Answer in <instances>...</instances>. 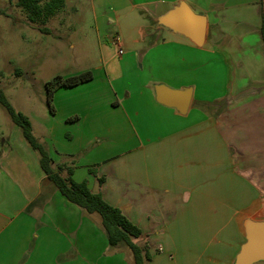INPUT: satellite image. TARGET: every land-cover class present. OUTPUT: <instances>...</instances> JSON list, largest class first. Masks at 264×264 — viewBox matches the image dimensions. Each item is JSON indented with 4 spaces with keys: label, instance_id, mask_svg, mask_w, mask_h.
<instances>
[{
    "label": "crops",
    "instance_id": "crops-1",
    "mask_svg": "<svg viewBox=\"0 0 264 264\" xmlns=\"http://www.w3.org/2000/svg\"><path fill=\"white\" fill-rule=\"evenodd\" d=\"M65 2L57 24L74 16L108 44L92 81L59 89L54 113L26 115L53 167L141 229L149 264H235L245 221H264L262 0ZM181 3L207 20L202 47L159 22ZM119 34L132 39L123 56ZM158 85L191 89L188 112L158 103ZM2 137L0 264H134L98 214L57 190L18 126Z\"/></svg>",
    "mask_w": 264,
    "mask_h": 264
},
{
    "label": "rangeland",
    "instance_id": "rangeland-1",
    "mask_svg": "<svg viewBox=\"0 0 264 264\" xmlns=\"http://www.w3.org/2000/svg\"><path fill=\"white\" fill-rule=\"evenodd\" d=\"M68 1L70 3L76 0ZM16 3L17 0H0V72L4 74V78L0 80V90L4 91L17 112L42 117L41 115L50 113L46 84L59 77L75 76L101 66L103 57L100 45L108 42L99 41L88 25L73 18L74 16L70 20L69 15L64 14L60 15L65 23L59 25L56 23L57 18L51 19L45 27L52 32L45 34L37 27L44 26L32 24ZM119 35L127 52L132 39ZM16 69L23 71L21 77L15 75ZM258 75L260 72L256 73V77ZM253 84L255 83L251 82ZM232 89L230 87L228 91ZM13 125L15 124L6 108L0 104V131L7 134ZM34 128L39 135L45 131L37 119H34ZM2 143L3 137L0 139V144ZM127 252L128 259H132L131 252Z\"/></svg>",
    "mask_w": 264,
    "mask_h": 264
},
{
    "label": "trees",
    "instance_id": "trees-1",
    "mask_svg": "<svg viewBox=\"0 0 264 264\" xmlns=\"http://www.w3.org/2000/svg\"><path fill=\"white\" fill-rule=\"evenodd\" d=\"M17 7L21 8L27 15L28 20L35 25H42L40 30L45 34H51L45 25L54 18L65 7V0H17ZM263 20L261 36L264 42V0ZM15 75L21 77L23 71L16 69ZM4 74L0 72V80ZM94 78L93 72L88 71L75 76L56 78L46 84L47 104L51 113L55 112L54 96L61 88H74L88 83ZM0 104L9 113L12 122L18 126L27 143L41 155V167L48 179L59 190V192L71 203L80 207L89 214H98L101 217L105 229L109 247L111 249L129 250L133 257L134 264H149L152 255L148 243L140 244L142 239L141 229L133 224L123 212L108 204L100 193H94L86 182L77 183L72 179V172L69 169L68 177H63L64 165L53 167L54 160L45 146L35 137L30 118L17 112L9 103L3 90H0ZM75 120V118L70 119ZM101 183H103L101 181Z\"/></svg>",
    "mask_w": 264,
    "mask_h": 264
},
{
    "label": "water",
    "instance_id": "water-1",
    "mask_svg": "<svg viewBox=\"0 0 264 264\" xmlns=\"http://www.w3.org/2000/svg\"><path fill=\"white\" fill-rule=\"evenodd\" d=\"M160 24L190 39L198 47L206 41L207 20L196 14L186 3L160 19ZM157 102L186 114L190 108L192 90H172L164 85L155 87ZM246 242L236 257L235 264H256L264 262V221L248 219L244 223Z\"/></svg>",
    "mask_w": 264,
    "mask_h": 264
},
{
    "label": "built area",
    "instance_id": "built-area-1",
    "mask_svg": "<svg viewBox=\"0 0 264 264\" xmlns=\"http://www.w3.org/2000/svg\"><path fill=\"white\" fill-rule=\"evenodd\" d=\"M113 45L117 49V53L119 56H123L125 54L124 48L122 47V44H121V41L118 35L115 36L113 40Z\"/></svg>",
    "mask_w": 264,
    "mask_h": 264
}]
</instances>
